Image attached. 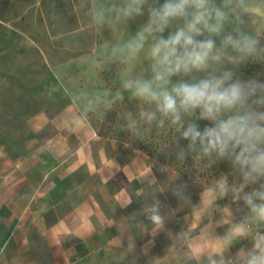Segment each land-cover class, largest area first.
<instances>
[{"label":"crops","instance_id":"crops-1","mask_svg":"<svg viewBox=\"0 0 264 264\" xmlns=\"http://www.w3.org/2000/svg\"><path fill=\"white\" fill-rule=\"evenodd\" d=\"M95 3L0 0V264H134L125 250L146 253L165 236V227L155 236L153 226L136 229L129 212L153 185L142 179L149 166L154 175L153 159L101 137L85 113L77 64L87 27L96 25ZM127 195L132 203L121 207ZM217 203L198 216L192 207L175 216L179 234L166 242L173 256L159 264H198L194 249L210 253L229 235L243 202ZM258 230L264 224L251 225L231 253L250 248Z\"/></svg>","mask_w":264,"mask_h":264},{"label":"clouds","instance_id":"clouds-1","mask_svg":"<svg viewBox=\"0 0 264 264\" xmlns=\"http://www.w3.org/2000/svg\"><path fill=\"white\" fill-rule=\"evenodd\" d=\"M239 3L240 0H220L219 4L216 0H164L158 4L157 0H127L110 9L117 22L147 15L135 36L113 49L114 55L127 61L137 57L151 40L145 75H130L122 81L123 90L154 104V110L139 114L141 119L148 126H163L168 120L176 127L179 138L172 149L176 159L184 160L192 154L197 160L207 161L208 167L226 160L236 178L232 183L226 176L217 180L201 193V205L192 206V215L198 216L201 208L211 211L229 194L233 202L242 201L244 205L238 209L244 212L242 218L212 252L193 250L198 264L202 260L206 264H264V231L253 234L250 248L241 247L235 254L230 251L237 238L248 237L251 225L264 224V83L255 78L240 79L234 71L257 52H264V48L251 35L240 33L238 26L244 23L241 15L229 19L226 10H234ZM229 23L237 27L227 31ZM173 26L175 30L165 38L163 33ZM174 76L181 79L173 83ZM64 92L71 95L67 88ZM186 117L195 119L186 121ZM124 120L127 129L140 135L131 111L124 114ZM196 120L210 121L211 126L201 129ZM180 140L188 141L187 146H181ZM142 179L149 185L156 183L151 166ZM187 188L186 182L181 183L172 193L182 203L191 204ZM131 203L130 195L118 202L121 207ZM144 212L153 225L151 235H157L165 226L160 201ZM184 219L188 222L187 216Z\"/></svg>","mask_w":264,"mask_h":264},{"label":"rangeland","instance_id":"rangeland-1","mask_svg":"<svg viewBox=\"0 0 264 264\" xmlns=\"http://www.w3.org/2000/svg\"><path fill=\"white\" fill-rule=\"evenodd\" d=\"M126 2L127 0H96V25H93L92 20V24L87 27L86 56L80 59L77 67L80 71V80L84 81L87 86L82 93L80 92L87 101L85 113L95 131L106 140L120 139L132 146L134 142L130 139V136L137 137L140 135H137L136 131L125 127L124 114L129 111L125 105L121 106L119 103L133 100L145 101L123 90L122 81L130 75H145V69L148 66V46L151 40L134 59L124 61L114 55L113 49L121 47L131 40L140 26L147 21V15L145 14L130 21L117 22L110 11L111 6ZM149 2L151 3L152 0H149ZM157 2L162 4L164 0H157ZM216 3L219 4L220 0H216ZM226 11L230 20L236 14L241 15L244 23L238 26L240 33L251 35L258 41L259 47L264 48V0H240L238 7ZM88 13L89 10L87 9V21L89 18ZM235 27L237 25L229 23L226 25V30L231 31ZM174 30L175 26L166 29L163 33L164 37L166 38L169 32ZM93 34H96L95 46L93 41H90V36ZM217 43H219V38H217ZM226 67L232 69L231 65ZM234 71L240 79L255 78L264 83V52H257L246 63L235 68ZM179 79L181 77H172L173 83ZM90 106L94 110H91ZM151 158L153 159V172L156 183L149 188L146 197L138 201L137 205L131 208L129 212L133 215L136 229L142 232L147 225L153 226L147 219L144 209L159 200L161 214L165 217L164 227L166 233H164L165 236H161V241H157L146 253H142L140 249L135 247L125 250L127 256L133 257L136 261L134 264H159V257H172L173 249L169 248L166 242L167 240L172 242L174 237L179 234V229L174 224L175 216L180 213L185 214L193 204L201 205V202L195 203L196 200H199L201 193L213 186L217 180L226 176L229 183H232L236 179L232 174L230 163L226 160L218 161L214 177L210 181H205L194 179L189 174H186L185 177L181 176L174 171V167L167 163L157 162L155 155ZM183 163H186V161L181 160L179 164ZM185 182L188 184L186 195L191 197V204L182 203L172 193V189L176 185ZM228 198L231 199V194ZM141 222H143L142 225H138ZM141 232L133 234L135 241L130 244L136 246V242L142 236Z\"/></svg>","mask_w":264,"mask_h":264},{"label":"trees","instance_id":"trees-1","mask_svg":"<svg viewBox=\"0 0 264 264\" xmlns=\"http://www.w3.org/2000/svg\"><path fill=\"white\" fill-rule=\"evenodd\" d=\"M119 105H125L126 109L134 114L136 127L140 133V136L137 137L130 136V139L134 142L130 146L131 148L139 149L150 157L155 155L157 162L167 163L174 167V171L178 172L181 176L185 177L186 174H189L194 179H203L205 181H210L214 177V171L217 169L216 164L208 167L206 166L207 161L197 160L192 154H189L184 159L186 163L179 164L181 160L176 159L172 151L174 141L176 138H179V133L176 127L171 125L170 121L165 120L163 126L159 127L155 123L152 126L144 123L139 114L145 110H154V104L133 100L131 102H120ZM198 114L197 111L196 115L198 116ZM185 119L187 121L195 118L186 117ZM195 122L199 124L201 129L205 126H211L210 121L196 120ZM187 143L188 141L186 140H180V144L183 147H186Z\"/></svg>","mask_w":264,"mask_h":264}]
</instances>
